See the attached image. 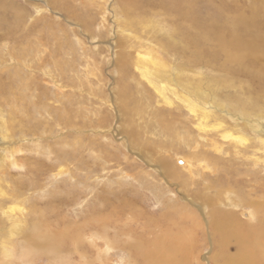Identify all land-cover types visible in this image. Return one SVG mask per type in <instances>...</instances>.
Masks as SVG:
<instances>
[{
    "label": "rangeland",
    "instance_id": "374dc122",
    "mask_svg": "<svg viewBox=\"0 0 264 264\" xmlns=\"http://www.w3.org/2000/svg\"><path fill=\"white\" fill-rule=\"evenodd\" d=\"M126 1L0 0V264H56V258L63 264H135L121 242L107 251L104 239L99 247L90 240L102 224H117L115 213L123 215V208L118 228L109 230L113 240H125L124 231L134 228L136 240L156 259L173 239L177 264H216L215 256L235 253L237 239L216 243L210 220L233 209L242 222L248 219L244 213L259 212L257 204L264 202V185L263 192H252L264 180L244 182L240 196L249 204L239 202V171L244 169L240 178L252 176L238 144L223 137L226 131L234 137L230 116L220 117L219 108L204 113L200 100L197 106L175 96L167 102L140 73L138 58L148 62L153 51L179 63L176 55L161 52L174 16L157 0ZM206 3L198 11L205 23L214 16L204 11ZM206 41L202 46L212 50ZM210 56L200 66L209 77L203 84L215 92L218 71ZM124 83L128 99L122 105ZM204 102L216 106L214 98ZM67 115L72 124L60 122ZM182 157L194 166L177 167ZM164 160L175 173L171 185L167 172L158 171ZM60 170L66 172L57 175ZM156 181L173 194L159 201ZM230 200L237 206L230 207ZM104 201L116 207L113 218L95 212ZM39 220L58 231L50 234L59 246L54 253L33 244L32 222ZM241 222L245 230H263L252 237L262 253L264 223Z\"/></svg>",
    "mask_w": 264,
    "mask_h": 264
},
{
    "label": "bare ground",
    "instance_id": "6f19581e",
    "mask_svg": "<svg viewBox=\"0 0 264 264\" xmlns=\"http://www.w3.org/2000/svg\"><path fill=\"white\" fill-rule=\"evenodd\" d=\"M149 1L152 2L155 0H148V2ZM157 1L159 2L157 5H161L160 7L164 11L171 13L176 19V21H174L172 35L169 36L168 40L162 41L161 52L164 55H168V53L176 55L179 59V63L175 64L169 62V59L159 54H155L157 55L156 57L153 55V51L148 59V62L146 61L147 57L138 58L137 63H141L138 64L140 73H142L141 75L150 83H153L154 87L160 92L161 96H163L167 102H169L170 98L173 96L179 98L183 102L187 101V105L188 102H192L195 103V106H197L202 101V103H204L202 105L204 107V109L202 108L204 113H209L212 112L214 108H219L221 111L219 114L220 117L223 116L224 118H227L223 112H226L230 116V121L233 123L232 131L234 133V137L232 138L233 134L231 136L228 131H226V133L224 132L225 134H223V137L231 138L238 144L239 149L237 150V153L240 154L241 152L244 154L240 157L249 163L248 172L249 176H252L250 179H244L243 177L240 178V176L244 173V169L241 168V171H239L238 174V185H240L241 190L239 192H236V190L233 191L240 197L239 202L247 205L249 204L248 201L240 196L244 193V185L242 184L244 182H255L258 184V182L260 183L264 180V0H221L219 1V4H214V2L211 3L208 0ZM125 2L128 1L125 0ZM132 2L133 0L131 3ZM203 2H207V5L204 6V8L206 7L204 11L206 10L207 13H209V16L214 15L213 18L212 16L209 17V21L206 20V23L201 22L199 19L200 12L198 13V11H201ZM211 5L215 8L211 7ZM203 29H205L204 32ZM210 35L215 37H210ZM210 38L211 41L208 40ZM204 39L207 40L206 42H210L208 44L213 46L211 47L212 50H205L206 47L202 46ZM140 48L143 47L140 46ZM139 52L146 51L143 49V51L140 50ZM207 52L211 53L212 60L210 58L211 56L208 58H210V61L214 62V70L216 72L218 71V79L216 83L217 88L219 89H216L215 92H213L211 88L207 87V85L203 84V80L209 77L207 75H203L204 73H202L200 63L204 61V55H206ZM173 60L174 58L172 61ZM151 65H161L168 69L157 70L154 68V70H151V68H149ZM190 73H193V75L191 76ZM125 74H128L127 71H125ZM57 86L61 88V86ZM126 88L127 85L124 83L121 90L125 97L120 94L121 98L125 99L124 101L122 100V105H124L128 99L127 92L125 90ZM176 88L179 90V95ZM182 93L183 95L181 96ZM208 98H214V102L217 107L209 105L207 108L204 100L206 101ZM106 103L109 104L110 102L106 101ZM109 106L112 105L110 104ZM71 116L72 115H67L65 118L58 116V118L60 117V122L62 120L64 123L72 124L73 119ZM70 126L71 125H69V127ZM221 126L224 129L227 128L225 123ZM236 133L237 135H235ZM2 149L6 150L7 148L4 147ZM240 157H238V159ZM182 159L184 160V162L181 160L183 164H180L177 167L181 166L182 168H190L194 166L193 163H191L186 157H182ZM167 162L168 160H164V168L160 165L161 168H158V171L160 170V172L164 173L165 170L167 172V176L169 177L167 183L171 185L174 182L170 179V177L173 178L175 173L171 170L170 163ZM224 170L225 168L221 171L223 172ZM35 172L32 171L31 173ZM65 172L66 170H62L57 173V175L64 174ZM224 172L226 173V171ZM224 172L223 175H225ZM158 181H156L155 187L158 190V193L156 194L160 201L164 195H167L168 193L173 194V192H171L168 186H165L164 183ZM226 183L228 185L229 182L226 181ZM263 185L264 181L256 186L258 187L256 190L253 187L252 192L256 193L262 191ZM229 188L233 189L231 186H227V189ZM169 200L176 201L174 197H170ZM104 202L105 203H103L102 207L103 209H95V212L100 214L102 211H105V213H102L101 218H113L115 213L114 209L116 207H111L110 203L107 201ZM230 205V207H236L237 203L230 200ZM203 206L206 209V206ZM257 206L259 207L258 209H260L259 212H255L250 209L244 213L248 219H245V221L242 222L246 223V221L252 222L257 220L260 221L261 224L264 223V202H259ZM108 207H110V209H108ZM87 210L88 212H92L90 208ZM88 212L85 211L82 217L84 218L85 216H88ZM208 212V214L211 215L209 208ZM125 214V209L123 208V215ZM115 215L117 216V224L115 221H113V225H109V223L106 222L102 224V228H99L100 232H91V234H95L92 238H90V240L92 239V244H94L95 247L102 245V242L99 239L105 240L107 251H109L110 246H115V243L120 244L121 242L125 249H129L128 251L131 253L133 261H137L135 264H177L173 255L177 253L178 249L175 246L176 244L171 246L172 242L173 244L175 242L173 239L170 243H168L167 247L164 244V248H162L163 253L161 255H163L164 258L160 255L157 256V259L155 258L156 256H153V253L145 249L144 245H142L143 242L136 240L138 235L134 231L136 230L134 228H131L130 231H127V233L124 231V234H129V236L125 239L128 241H125L124 239H116V241L113 240L110 236L109 230L114 231L118 228L119 220L123 217L121 213H119V215L115 213ZM41 216L42 215H40V217ZM239 222L235 219V210L233 209H229L228 212H218L216 217L213 220H210L208 227L213 230L214 240L216 243L225 245L226 243H229L232 236H235L237 239V248L235 253L228 254L225 252L223 256H215L219 257L215 263L264 264V244L260 243V250L262 253L257 254V251L254 248L258 244L255 245L252 242V237L255 234L258 236V233L263 230L260 228V231H258L254 226L250 230H245L244 227L240 228ZM144 223L145 221H141L140 227H144ZM246 224L248 225V223ZM48 226L49 225L47 224H43V221L41 220L38 222H32L33 244H35L37 248L48 251L51 250V252H53L59 250L56 237H52V235L58 231L48 228ZM90 229L91 227L89 230ZM212 230H210L211 235H213ZM120 231H115V234L120 235ZM50 234L52 235L50 236ZM133 234H135V237ZM130 235H132L131 237H133L135 241L130 242ZM148 244H151L154 249L158 247L156 245V247L154 246L153 241L147 242L146 245ZM57 256L55 255V257ZM219 259H221L220 262H218ZM56 264H63L62 259L60 260L59 258H56Z\"/></svg>",
    "mask_w": 264,
    "mask_h": 264
}]
</instances>
